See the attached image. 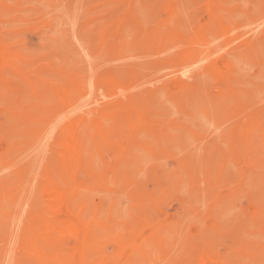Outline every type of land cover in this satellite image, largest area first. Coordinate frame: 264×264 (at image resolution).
<instances>
[{"label": "rangeland", "instance_id": "obj_1", "mask_svg": "<svg viewBox=\"0 0 264 264\" xmlns=\"http://www.w3.org/2000/svg\"><path fill=\"white\" fill-rule=\"evenodd\" d=\"M61 1L0 0V190L4 195L9 191L6 198L0 191V238L5 237L0 239V264H68L76 247L65 230L71 220L85 221L89 228L87 260L94 264H264V0ZM60 97L70 108L54 103ZM32 116L36 123L28 120ZM40 117L45 122L39 123ZM57 118L63 120L55 127L61 131L52 129ZM85 120L92 122L87 124L94 126V136ZM31 126L37 136L44 134L32 137ZM96 127L103 131L96 135ZM52 130L63 131L57 137L69 140V147L63 139L53 142L60 138ZM81 136L87 143L83 140V146ZM58 145L64 146V154L57 152ZM52 150L57 157L50 155ZM52 170V177L60 180L61 174V181L70 183L56 184ZM62 184L71 188L64 190ZM55 187L62 188L65 199H73L74 208L67 202L72 217L65 208L60 214L53 211L59 207L51 199ZM226 207L233 208L231 214ZM31 209L34 216H29ZM39 218L45 232L34 223L42 222ZM13 231L24 236L19 239L27 242L25 251ZM32 232L41 237L39 244ZM11 233L19 247L10 244ZM34 249L45 251V258H38Z\"/></svg>", "mask_w": 264, "mask_h": 264}, {"label": "bare ground", "instance_id": "obj_2", "mask_svg": "<svg viewBox=\"0 0 264 264\" xmlns=\"http://www.w3.org/2000/svg\"><path fill=\"white\" fill-rule=\"evenodd\" d=\"M24 1H25V0H24ZM62 1H63V0H62ZM62 1H61V2H62ZM243 1H244V0H243ZM243 1H242V2H243ZM139 2H140V1H139ZM222 2H223V1H222ZM65 5H66V4H65ZM80 7H81V6H80ZM135 7L137 8V6H135ZM81 9H82V8H81ZM104 9H105V7H104ZM253 9H254V8H253ZM187 10H188V9H187ZM81 11H82V10H81ZM25 13L27 14V12H25ZM29 14H30V13H29ZM34 14H36V13H34ZM79 15H80V14H79ZM25 16H26V15H25ZM36 16H37V15H36ZM250 17H252V16H250ZM170 20H171V19H170ZM38 22H39V21H38ZM60 22H61V21H60ZM75 22H76V21H75ZM258 22H259V21H258ZM65 23H66V22H65ZM254 24H255V23H254ZM18 25H20V23H18ZM21 25H22V24H21ZM70 25H71V24H70ZM22 26H23V25H22ZM64 26H65V25H64ZM242 26H243V24H242ZM242 26H241V27H242ZM12 27H14V26H12ZM17 27H18V26H17ZM36 28H37V27H36ZM59 28H60V27H59ZM63 29H64V28H63ZM240 31H241V30H240ZM56 32H57V31H56ZM61 32H62V31H61ZM71 32H72V31H71ZM253 32H254V31H253ZM25 33H28V32H25ZM96 33H97V32H96ZM220 33H221V32H220ZM31 34H32V33H31ZM50 34H51V33H50ZM224 34H225V33H224ZM19 35H20V34H19ZM73 35H74V33H73ZM127 35H128V34H127ZM84 36H85V35H84ZM105 36H106V35H105ZM211 37H213V36H211ZM72 38H73V37H72ZM80 38H81V37H80ZM73 39H74V38H73ZM81 39H82V38H81ZM86 39H87V38H86ZM214 39H215V38H214ZM40 40H41V39H40ZM40 40H39V41H40ZM78 40H79V37H78ZM14 42H15V41H14ZM83 42H84V41H83ZM80 43H81V41H80ZM84 44H85V42H84ZM85 46H86V45H85ZM211 46H212V45H211ZM82 47H83V46H82ZM82 47H81V48H82ZM2 48H3V47H2ZM0 50H1V47H0ZM3 50H4V48H3ZM23 50H24V49H23ZM23 50H22V51H23ZM85 50H86V49H85ZM85 50H84V52H85ZM88 50H89V49H88ZM88 50H86V52H87ZM30 51H31V50H30ZM58 51L61 52V49H59ZM23 52H24V51H23ZM33 52H34V51H33ZM37 52H38V51H37V49H36V52H35V53H37ZM84 52H82V53H84ZM205 53H206V52H205ZM0 54H1V53H0ZM26 54L28 55V52H27ZM88 54H89V53H88ZM98 54H99V53H98ZM3 55H4V54H3ZM29 56H30V55H29ZM107 56H108V55H107ZM0 57H1V55H0ZM101 57H102V56H101ZM103 57H104V56H103ZM105 57H106V56H105ZM61 58H62V57H61ZM237 58H238V57H237ZM237 58H236V59H237ZM1 59H2V61H3V57H2ZM99 59H100V57H99ZM241 59H242V58H241ZM241 59H240V60H241ZM2 61L0 62V64L2 63V65H3L4 62H2ZM9 61H11V60H9ZM87 61H88V60H87ZM87 61H86V64H87ZM92 62H93V61H92ZM102 62H103V61H102ZM98 63H99V62H98ZM240 63H242V62H240ZM243 63H244V65L246 64L245 62H243ZM5 64L8 65V63H6V62H5ZM70 64H71V63H70ZM96 64H97V63H96ZM197 64H198V62H197ZM220 64H221V63H220ZM236 64H237V66L239 65V63H236ZM73 65H74V64H73ZM244 65L242 64V66H244ZM28 66H29V65H28ZM245 66H246V65H245ZM246 67H247V66H246ZM238 68H241V67H238ZM242 68H243V67H242ZM242 68H241V70H242ZM81 69H82V68H81ZM89 69H90V68H89ZM91 69H92V68H91ZM189 69H190V68H189ZM92 70H93V69H92ZM194 70H195V69H194ZM239 70H240V69H239ZM205 72H206V71H205ZM238 72H239V71H238ZM89 73H90V71H89ZM189 73H190V72H189ZM258 73H259V72H258ZM185 74H186V72H185ZM259 75H260V74H259ZM235 76H236V75H235ZM260 76H261V75H260ZM253 79H254V78H253ZM254 80H255V79H254ZM110 83H111V82H110ZM257 83H258V82H257ZM87 84H88V83H87ZM85 85H86V83H85ZM22 86H23V84H22ZM36 86H37V88H38V85H36ZM89 86H90V85H89ZM34 87H35V86H34ZM76 87H78V86H76ZM95 87H96V86H95ZM35 89H36V87H35ZM247 89H248V88H247ZM26 90H27V89H26ZM38 90H39V89H38ZM41 90H42V89H41ZM56 90H57V88H56ZM56 90H55V91H56ZM94 90H95V89H94ZM101 90H102V89H101ZM243 90H244V89H243ZM263 90H264V89H263ZM8 91H9V90H8ZM51 91H52V90H51ZM57 91H58V90H57ZM59 91H60V90H59ZM67 91H68V90H67ZM77 91H78V90H77ZM90 91H91V90H90ZM244 91H245V90H244ZM29 92H30V91H29ZM39 92H40V91H39ZM60 92H61V91H60ZM60 92H58V93H60ZM63 92H64V91H63ZM63 92H61V93H63ZM70 92H72V91H70ZM70 92H67V93H70ZM215 92H216V91H215ZM3 93H4V92H3ZM25 93H26V92H25ZM61 93H60L59 95H62ZM5 94H6V93H5ZM12 94H13V93H12ZM28 94H29V93H28ZM38 94H39V93H38ZM52 94H53V93H52ZM70 94L73 96L72 93H70ZM238 94H239V93H238ZM263 94H264V93H263ZM54 95H55V94H54ZM71 95H70V96H71ZM8 96H9V95H8ZM10 96H11V95H10ZM57 96H58V95H57ZM63 96L65 97V95H63ZM68 96H69V95H68ZM52 97H53V96H52ZM64 97H63V99H64ZM66 97H67V96H66ZM53 98H54V100H55V97H53ZM61 98H62V97H60V100H59V99H58V100L56 99V101H54V103L57 102V101H60V104L63 103L62 106L60 105V106L63 108L64 104H66L67 101H66V98H65L64 100L66 101V103H64V102H62ZM1 99H2V97H1ZM31 99H32V98H31ZM50 99H51V98H50ZM50 99H48V100H50ZM68 99H72V98L69 97ZM85 99H86V98H85ZM101 99H102V98H101ZM51 100H52V99H51ZM78 100H79V99H78ZM228 100H229V99H228ZM0 101H1V100H0ZM34 101H35V100H34ZM44 101H45V100H44ZM46 101H47V100H46ZM70 101H73V99L70 100ZM70 101H69V102H70ZM89 101H90V100H89ZM103 101H104V100H103ZM251 101H252V100H251ZM61 102H62V103H61ZM79 102H80V101H79ZM258 102H259V101H258ZM1 103H2V102H1ZM57 103L59 104V102H57ZM76 103H77V102H76ZM156 103H157V102H156ZM263 103H264V102H263ZM69 104H71V102H70ZM78 104H79V103H78ZM80 104H81V103H80ZM91 104H92V103H91ZM91 104H88V106L91 105ZM172 104H173V103H172ZM184 104H185V103H184ZM257 104H258V103H257ZM72 105H73V102H72ZM72 105H71V108L73 107ZM81 105L83 106V104H81ZM93 105H94V104H93ZM42 106H43V105H42ZM42 106H41V107H42ZM66 106L69 107L70 105L68 106V105L66 104ZM66 106H65V107H66ZM82 106H81V108H82ZM108 106H109V105H108ZM108 106H106V107H108ZM151 106H152V105H151ZM174 106H175V104H174ZM214 106H215V105H214ZM43 107H44V106H43ZM53 107L55 108V106H53ZM56 107L58 108V105H57ZM61 107H59L60 109H58V112H59V113H60ZM67 107H66V108H67ZM90 107H91V106H90ZM90 107H89V108H90ZM103 107H104V106H103ZM199 107H200V106H199ZM255 107H256V106H255ZM48 108H49V107H48ZM66 108H64V110H65ZM69 108H70V107H69ZM69 108H68V109H69ZM86 108H88V107H85L84 109H86ZM113 108H114V106H113ZM170 108H171V106H170ZM50 109H52V107H51ZM50 109H49V112H52V114L55 113V112H56L57 114H59L57 111H54V109H53L52 111H50ZM68 109H66V110H68ZM79 109H80V108H79ZM103 109H104V108H103ZM108 109H109V108H108ZM175 109H176V107H175ZM39 110H40V109H39ZM42 110H43L42 113H44V109H42ZM66 110H65V111H66ZM70 110H71V109H70ZM72 110H73V109H72ZM77 110H78V109H77ZM77 110H76V111H77ZM81 110H82V109H81ZM74 111H75V110H74ZM103 111H104V110H103ZM105 111L107 112V110H105ZM109 111L111 112V111H113V110L111 109V110H109ZM109 111H108V112H109ZM123 111H124V109H123ZM200 111H201V110H200ZM213 111H214V110H213ZM38 112H40V111H38ZM61 112H63V111L61 110ZM77 112H78V111H77ZM172 112H173V111H172ZM175 112H176V111H175ZM42 113H41V115H42ZM56 113L54 114V116H55V115L57 116ZM71 113H72V112H70V114H71ZM88 113H89V112H88ZM122 113H123V112H122ZM203 113H204V112H203ZM45 114H46V113H45ZM90 114H91V113H90ZM90 114H89V115H90ZM98 114L101 115V114H103V113H102V112H98L97 115H98ZM164 114H166V113H164ZM197 114H198V113H197ZM34 115H35V113H34ZM47 115H48V114H47ZM97 115H96V116H97ZM103 115L105 116V114H103ZM103 115H102V117H101V116H100V117H101L102 119L105 120L106 117L104 118ZM154 115H155V114H154ZM159 115H160V113H159ZM211 115H212V114H211ZM35 116H36V117L38 116L37 113H36ZM50 116H51V115H50ZM62 116H63V115H61V119H63ZM106 116H107V115H106ZM157 116H158V115H157ZM204 116H205V114L203 115V117H204ZM47 117H49V115H48ZM51 117H52V116H51ZM59 117H60V116H59ZM78 117H79V116H78ZM89 117H90V116H89ZM152 117H153V115H152ZM158 117H159V116H158ZM30 118H31V117H30ZM30 118H28V120H32V121L35 122V123H36V121H38V120L34 121L35 118H33V116H32L31 119H30ZM49 118H50V117H49ZM49 118H46V122L49 121V120H48ZM156 118H157V117H156ZM196 118H197V117H196ZM204 118H206V117H204ZM13 119H14V118H13ZM37 119H38V117H37ZM52 119H53V118H52ZM57 119H59L58 122H60V118H57ZM57 119H56V120H57ZM96 119H97V118H96ZM211 119H212V118H211ZM40 120L43 121L44 119H42V117H40V119H39V123L41 122ZM50 120H51V119H50ZM72 120H73V119H72ZM72 120L69 121V122H73ZM79 120H80V118H79ZM81 120H82V119H81ZM88 120H89V119H88ZM98 120H99V122H101V119H98ZM198 120L200 121V119H198ZM62 121H63V120H62ZM62 121H61L60 123H58L57 121H54V122H57V123H56V126L53 125V124H55V123L52 124V126H54L52 129L54 130L55 127H58L59 124L62 123ZM118 121H119V120H118ZM180 121H181V120H180ZM194 121H195V120H194ZM255 121H256V120H255ZM44 122H45V120H44ZM44 122H43V123H44ZM74 122H76V120H75ZM85 122H86V120H85ZM85 122H83V125H84ZM89 122L92 123L91 121H89ZM89 122H88V121L86 122L85 127H86V126H92V128L90 127L91 129H89V127H87V129H89V132L86 130V132H85L86 134H87V132L90 133L91 130L94 128V126H93L92 124L89 125V124H90ZM123 122H124V121H123ZM11 123H13V121H12ZM20 123H21V122H20ZM37 123H38V122H37ZM43 123H41V124H43ZM63 123H64V122H63ZM67 123H68V120H67V122H66V126H67ZM87 123H89V124H87ZM117 123H118V122H117ZM169 123H170V122H169ZM178 123H179V122H178ZM210 123H211V122H210ZM210 123H209V124H210ZM231 123H232V122H231ZM1 124H3V123H1ZM4 124H5V122H4ZM4 124H3V125H4ZM33 124H34V123H33ZM49 124H50V122H49ZM69 124H70V123H68V125H69ZM72 124H73V123H72ZM75 124H76V123H75ZM80 124H81V123H80ZM98 124H99V123H98ZM100 124H101V123H100ZM189 124H190V123H189ZM3 125H2V127H4ZM78 125H79V124H78ZM83 125H82V126H83ZM101 125H102V127H103V124H101ZM33 126H35V125H33ZM41 126H44V125H41ZM41 126H39V129H40ZM45 126H47V125L45 124ZM60 126H61V125H60ZM60 126H59V127H60ZM70 126H71V125H70ZM70 126H68L69 129L71 128ZM97 126H98V128L101 127V126H99V125H97ZM202 126H203V125H202ZM31 127H32V126H31ZM36 127H37V125H36ZM49 127H50V126H49ZM63 127H64V126H63ZM63 127H62V130H63ZM74 127H75V125H74ZM74 127H73V130L76 131V130L74 129ZM77 127H78V126H77ZM79 127H81V126H79ZM79 127H78V128H79ZM85 127L83 126V127H81V128H85ZM182 127H183V126H182ZM211 127H212V126H211ZM4 128H5V127H4ZM33 128H34V127H32V128H31V131H29V132H31V135H32V133H33L34 135H36L35 132H32V129H33ZM41 128H42V127H41ZM65 128H66V127H65ZM81 128H80V130H81ZM96 128H97V127H96ZM98 128L95 130V131L98 132V133H96V132L94 131V132H92V134H95V133H96V135H97V134L100 133V131H103V128H101L102 130H100V129L98 130ZM193 128H194V127H193ZM0 129H1V128H0ZM34 129H35V128H34ZM34 129H33V130H34ZM39 129H38V130H39ZM42 129H43L42 131H45L44 128H42ZM46 129H48V128H46ZM50 129H51V128H50ZM66 129H67V128H66ZM66 129H65V130H66ZM69 129H68V130H69ZM29 130H30V129H29ZM36 130H37V128H36ZM36 130H34V131H36ZM53 130H52V132H53ZM55 130H57V131H61V130H58V128H55ZM65 130H64V131H65ZM97 130H98V131H97ZM176 130H178V132H179V130H181V128H180V129L177 128ZM2 131H3V130H2ZM39 131H41V129H40ZM42 131H41V132H42ZM66 131H67V130H66ZM66 131H65V133H66ZM81 131L84 133V129H82ZM171 131H172V130H171ZM183 131H184V130H183ZM196 131H197V130H196ZM198 131H199V130H198ZM215 131H216V130H215ZM3 132H4V131H3ZM41 132H40V133H41ZM62 132H63V131H62ZM62 132H58V133H59V134H60V133L62 134ZM165 132H166V131H165ZM174 132L176 133L177 131H174ZM178 132H177V133H178ZM188 132H189V131H188ZM7 133H8V132H7ZM27 133H28V132H27ZM55 133H56V132L54 131L53 134H55ZM58 133H56V136L53 135V137H56V139H58V138H60V139H58L57 141L54 140V139L51 138V137H50L49 139H50V140H54L53 142H58V143H59V141H61L62 139H63V140H66V141H68V142H66V143H67L66 146H68V144H69V140H67V139H65V138H62V139H61V137H60L61 134H60L59 137H57V134H58ZM77 133H78V131H77ZM3 134H4V133H3ZM19 134H20V132H19ZM42 134H44V133L42 132ZM42 134H40V135H38V136L36 135L37 138H40V136H42ZM48 134H49V133H48ZM86 134H85V136L88 135V134H87V135H86ZM198 134H199V133H198ZM258 134H259V133H258ZM4 135H5V134H4ZM34 135H32V137H35ZM50 135H51V132H50L49 136H50ZM63 135H64V134H63ZM79 135H80V133H79ZM79 135H77V136H79ZM81 135H82V133H81ZM90 135H91V133H90ZM239 135H240V134H239ZM5 136H8V135H5ZM29 136H30V135H29ZM44 136L46 137V135H44ZM66 136H68V135H65V137H66ZM82 136H83V135H82ZM82 136H81V137H82ZM91 136H94V135H91ZM98 136H99V135H98ZM98 136H97V137H98ZM140 136H141V135H140ZM184 136H185V135H184ZM193 136H194V135H193ZM45 137H44V141L42 140L43 143L45 142ZM72 137H73V136H72ZM81 137H78V139H80ZM175 137H176V136H175ZM0 138H1V137H0ZM7 138H9V137H7ZM26 138H27L26 140L29 139L28 137H26ZM69 138H70V136H69ZM69 138H68V139H69ZM82 138H83V139H82ZM82 138H81L82 141H81V143H80V144H81L80 146H83V145H82V142H83V140H84L85 137H82ZM115 138H117V137L115 136ZM239 138H241V137L239 136ZM9 139H10V138H9ZM30 139H31V136H30ZM33 139H34V138H33ZM41 139H42V138H41ZM78 139H77V140H78ZM110 139H111V138H110ZM176 139H178V138H176ZM176 139H175V140H176ZM192 139H193V138H192ZM194 139H195V138H194ZM194 139H193V140H194ZM233 139H234V138H233ZM5 140H6V137H5ZM7 140H8V139H7ZM7 140H6V141H7ZM39 140H40V139H39ZM47 140H48V137H47ZM73 140H74V139H73ZM115 140H116V139H115ZM170 140H171V139H170ZM198 140H199V139H198ZM198 140H197V141H198ZM6 141H5V143H8V142H6ZM74 141H75V140H74ZM74 141H73V142H74ZM86 141H87V140H86ZM194 141H195V140H194ZM204 141H206V140H204ZM204 141H203V142H204ZM9 142H10V141H9ZM15 142H16V141H15ZM40 142H41V141H40ZM49 142H50V141H49ZM71 142H72V141H71ZM79 142H80V140L78 141V143H79ZM89 142H90V141H89ZM101 142H102V141H101ZM155 142H156V141H155ZM1 143H2V142H1ZM51 143H52V142H50V144H51ZM76 143H77V142H76ZM85 143H86V142H85V140H84V143H83V144H85ZM11 144H12V143H11ZM47 144H48V142H47ZM52 144H53V143H52ZM52 144H51V145H52ZM59 144H60V143H59ZM72 144H73V143H72ZM74 144H75V143H74ZM86 144H87V143H86ZM164 144H165V143H164ZM168 144H169V143H168ZM9 145H10V144H9ZM53 145L55 146L56 144H53ZM53 145H52V146H53ZM61 145H62V142H61ZM61 145H60V147H59V145H58V147H59L60 149L56 147V148H57V152L64 148V146H61ZM69 145H70V144H69ZM76 145H77V144H76ZM76 145H75V146H76ZM140 145H141V144H140ZM153 145H154V144H153ZM247 145H248V144H247ZM253 145H254V144H253ZM42 146H43V144H42ZM71 146H72V145H71ZM257 146H258V145H257ZM6 147H7V149L10 148V146H6ZM49 147H50L49 150H51V146H49ZM62 147H63V148H62ZM68 147H69V146H68ZM68 147H67V148H68ZM72 147H73V146H72ZM144 147H145V146H144ZM162 147H164V146H162ZM197 147H198V146H197ZM248 147H249V146H248ZM52 148H54V150H55V147H52ZM86 148H87V146H86V147H83V149L87 150ZM94 148H95V147H94ZM134 148H135V147H133L132 150H134ZM155 148H156V147H155ZM187 148H188V147H187ZM212 148H213V147H212ZM39 149H40V148H38L37 150H39ZM43 149H44V148H43ZM68 149H70V148H68ZM99 149H100V148H99ZM99 149H98V150H99ZM135 149H136V148H135ZM140 149H142V148L140 147ZM253 149H254V148H253ZM9 150H10V149H8V151H6L7 154H8V152H9ZM72 150H74V148L71 149V151H72ZM85 150H82L83 154H84V151H85ZM136 150H137V149H136ZM144 150H145V149H144ZM157 150H158V147H157ZM52 151H53V150H52ZM55 151H56V150H55ZM80 151H81V150H80ZM140 151H141V150H140ZM159 151H160V150H158L157 152H159ZM165 151H166V150H165ZM37 152H38V151H37ZM49 152H50V151H49ZM57 152H56V154H54V151H53V154L51 153L50 155H53V156L55 155L54 157H57V156H56V155H58ZM60 152H62V151H60ZM63 152L65 153V151H63ZM63 152H62V153H63ZM77 152H78V151H77ZM86 152H88V150H87ZM131 152H132V151H131ZM141 152H142V151H141ZM143 152H144V151H143ZM151 152H152V151H151ZM64 153H63V154H64ZM66 153H67V152H66ZM146 153L148 154L147 151H146ZM149 153H150V152H149ZM181 153H182V152H181ZM20 154H21V153H20ZM22 154H23V153H22ZM38 154H39V153H38ZM38 154H37V155H38ZM68 154H69V152H68ZM147 154H146V156H147ZM150 154H151V153H150ZM232 154H233V153H232ZM60 155H61V154H59V156H60ZM91 155H92V154H91ZM140 155H141V154H140ZM142 155H143V154H142ZM148 155H149V154H148ZM151 155H152V154H151ZM18 156H19V155H18ZM59 156H58V157H59ZM68 156H69V155H67V156L65 157V160H66V158H68ZM84 156H85V155H84ZM149 156H150V155H149ZM162 156H163V155H162ZM44 157H45V155H44ZM60 157H61V156H60ZM107 157H108V156H107ZM136 157H137V156H136ZM233 157H234V156H233ZM18 158H19V157H18ZM69 158H70V157H69ZM143 158H144V157H143ZM163 158H164V157H163ZM49 159H50V157H49ZM54 159H55V158H54ZM59 159H61V160L63 161L62 158H59ZM78 159H79V158H78ZM88 159H89V158H88ZM99 159H100V158H99ZM149 159H150V158H149ZM56 160H57V159H56ZM86 160H87V159H86ZM86 160H84V161H86ZM147 160H148V159H147ZM166 160H167V159H166ZM166 160H165V161H166ZM52 161H53V160H52ZM52 161H51V162H52ZM72 161H73V160H72ZM74 161H75V160H74ZM76 161H77V160H76ZM76 161H75V162H76ZM82 161H83V160H82ZM129 161H130V160H129ZM129 161H128V162H129ZM203 161H204V159H203ZM212 161H213V160H212ZM218 161H219V160H218ZM17 162H18V160H17ZM51 162H50V163H51ZM78 162H80V159H79ZM86 162H88V160H87ZM128 162H127V163H128ZM138 162H139V161H138ZM151 162H152V161H151ZM15 163H16V162H15ZM19 163H20V162H19ZM48 163H49V162H47L46 164H48ZM53 163H56V161L54 160ZM53 163H51V164H53ZM65 163H66V162H63V164H65ZM124 163H125V161H124ZM124 163H122L123 166H124ZM131 163H132V162H131ZM142 163H143V162H142ZM142 163L140 162V164H142ZM199 163H200V162H199ZM20 164H21V163H20ZM51 164H48V165H51ZM84 164L86 165V163L83 162V166L85 167ZM89 164H90V163H89ZM125 164H126V163H125ZM133 164H134V163H133ZM203 164H204V163H203ZM211 164H213V163H211ZM231 164H232V163H231ZM48 165H47V167H48ZM65 165H66V164H65ZM91 165H92V164H91ZM94 165H95V164H94ZM53 166L55 167V169H58V167H59V166H57L56 164H54ZM53 166H51V167H52L53 170H54V167H53ZM200 166H201V165H200ZM231 166H232V165H231ZM56 167H57V168H56ZM86 167H87V166H86ZM127 167L129 168L130 166L127 165ZM135 167H136V166H135ZM229 167H230V166H229ZM43 168H44V166H43ZM60 168H61V167H60ZM68 168H69V167H68ZM124 168H125V167H124ZM227 168H228V166H227ZM23 169L26 170L25 167H24ZM41 169H42V168H41ZM61 169H62V168H61ZM61 169H60V170H61ZM225 169H226V168H225ZM225 169H224V170H225ZM42 170H43V169H42ZM42 170H41V171H42ZM53 170H52L51 173H50V174H51V177H50V178H52L53 181H54L55 183H56L55 180H57V183H56V184H58V185H61L60 183H63V184H64V182H63V181H64V178H61V174H60V180H58L59 178H56V177H57L56 175H55L56 177H55V176L52 177V176H53L52 173L54 174V171H55V170H54V171H53ZM60 170H58V171H60ZM76 170H77V169H76ZM219 170H220V169H219ZM227 170H228V169H227ZM5 171H6V170H5ZM20 171H21V169H20ZM22 171H23V170H22ZM27 171H29V168H27ZM27 171H23V173L25 174L24 176H26V175L28 176V174L25 173V172H27ZM32 171H33V169H32ZM37 171H38V170H37ZM37 171H36V172H37ZM62 171H63V169L61 170V172H62ZM94 171H95V170H94ZM129 171H130V170H129ZM137 171H139V170H137ZM143 171H145V170H143ZM2 172H3V170H2ZM38 172H39V171H38ZM64 172H65V170H64ZM132 172H133V170H132ZM27 173H28V172H27ZM42 173H43V172H42ZM55 173H56V172H55ZM80 173H81V172H80ZM98 173H99V172H98ZM128 173H129V172H128ZM138 173H140V172H138ZM138 173H137V174H138ZM153 173H154V172H153ZM153 173H152V174H153ZM0 174H1V173H0ZM32 174H34V173L32 172ZM99 174H100V173H99ZM134 174H136V173H134ZM204 174H205V172H204ZM210 174H211V173H210ZM216 174H217V173H216ZM228 174H229V173H228ZM4 175H5V173H4ZM20 175H21V174H20ZM35 175H36V173L34 174V177H35ZM46 175H47V174H46ZM63 175H64V174H63ZM66 175H67V173L65 174V176H66ZM132 175H133V173H132ZM138 175H140V174H138ZM211 175H212V174H211ZM22 176H23V175L20 176L21 178L19 177L20 181H21V179H22ZM24 176H23V178H24ZM27 176H26V177H27ZM31 176L33 177V175H31ZM31 176L29 175L28 177H31ZM58 176H59V175H58ZM65 176H64V177H65ZM38 177H39V176H38ZM117 177H118V176H117ZM122 177H123V175H122ZM130 177H131V175H130ZM46 178H47V177H46ZM50 178H49V179H50ZM54 178H55V180H54ZM67 178H68V177L66 176V182H67ZM208 178H209V177H208ZM27 179H28V178H27ZM62 179H63V181H61ZM126 179H128V178H126ZM159 179H160V178H159ZM220 179H221V177H220ZM29 180H30V178H29ZM50 180H51V179H50ZM106 180H107V179H106ZM140 180H141V178H140ZM20 181H19V182H20ZM25 181H26V180H25ZM25 181H24V183H26ZM53 181H51V182L53 183ZM58 181H59L60 183H58ZM118 181H119V178H118ZM120 181H121V180H120ZM120 181H119V182H120ZM193 181H195V180H193ZM215 181H216V180H215ZM248 181H249V180H248ZM114 182H115V181H114ZM114 182H113V183H114ZM33 183H34V182H33ZM68 183H70V182H69V179H68L67 184H68ZM150 183H151V182H150ZM2 184H3V183H1L0 185H2ZM27 184H28V183H26V185H27ZM63 184H62V186H63ZM67 184H64V186L67 185ZM107 184H108V182H107ZM114 184H115V183H114ZM125 184H126V183H125ZM205 184H206V183H205ZM69 185H70V184H69ZM96 185H97V184H96ZM108 185H109V184H108ZM126 185L129 186V184H126ZM186 185H187V184H186ZM186 185H185V186H186ZM231 185H232V184H231ZM64 186H63V187H64ZM112 186H113V185H112ZM156 186H157V185H156ZM255 186H256V185H254L253 187H255ZM4 187H5V185H4ZM24 187H25V186H24ZM68 187H69V186H68ZM68 187H66V188L64 187V190H66ZM25 188H26V187H25ZM25 188H24V189H25ZM27 188H30V186H29V187L27 186ZM27 188H26V189H27ZM35 188H36V187H35ZM69 188H71V186H70ZM250 188H251V187H250ZM30 189H31V188H30ZM114 189H115V187H114ZM253 189H254V188H253ZM3 190H4V189H3ZM3 190H2V188H1V190H0L1 193H2ZM40 190H41V189H40ZM69 190H71V189H69ZM69 190H68L67 192H69ZM96 190H97V189H96ZM101 190H102V188H101ZM41 191H42V190H41ZM44 191H46V190H44ZM80 191H82V190H80ZM84 191H86V190H84ZM193 191H194V190H193ZM249 191H250V190H249ZM254 191H255V190H254ZM262 191H263V190H262ZM8 192H9V191H6V192H5V195H4V191H3V193H2L3 198H4V197L6 198V193H7V197H8V195H9ZM46 192H47V191H46ZM54 192H55V194H54L55 196H54V195H51V196H53V197H55V198H51V199H55L54 202L56 201V202H55L56 204H54V205H56V207H58V206H57V202H58L59 207L57 208V210H54V209H55V208H54L53 211H58L59 214H60V211H59V210L65 208V210H66V214H67V215L69 214V216L72 217L71 214H70V211H69V207H68L67 202H70V200H71V201H72V202H71V205H72V207H73V204H72V203H73V199L71 198L69 201H68L67 199H65V195H64V192L62 191V188H61V187H60V188L55 187V191H54ZM97 192H98V191H97ZM122 192H123V191H122ZM255 192H257V191H255ZM1 193H0V196H1ZM32 193H33V192H32ZM50 193H51V192H50ZM93 193H95V192H93ZM113 193H114V190H113ZM194 193H195V192H194ZM206 193H207V192H206ZM243 193H244V192H243ZM245 193H246V192H245ZM46 194H48V193H46ZM71 194H72V193H70V195H71ZM79 194H80V193H79ZM108 194H109V193H108ZM108 194H107V195H108ZM124 194H125V193H124ZM124 194H123V195H124ZM218 194H219V193H218ZM35 195H36V194H35ZM70 195H69L68 199L70 198ZM80 195H82V194H80ZM80 195H79V197H80ZM123 195H122V197H123ZM240 195H241V194H240ZM252 195H253V194H252ZM257 195H259V194H257ZM2 196H1V198H2ZM18 196H19V194H18ZM18 196H17V197H18ZM20 196H23L22 193H20ZM24 196H25V193H24ZM31 196H32V195H31ZM77 196H78V195H77ZM109 196H110V195H109ZM198 196H199V195H198ZM241 196H242V195H241ZM255 196H256V195H255ZM10 197H11V196H10ZM38 197L40 198L41 196L38 195ZM236 197H237V196H236ZM13 198H14V197H12V200H11L12 202H13V200H17L16 197H15V199H13ZM39 198H38V200H39ZM203 198H204V197H203ZM234 198H235V197H234ZM237 198H238V197H237ZM246 198H247V197H246ZM20 199H21V197L18 198V201H19ZM75 199H76V198H75ZM247 199H248V198H247ZM2 200H3V199H2ZM2 200H0V204H1V201H2ZM4 200H5V199H4ZM66 200H67V201H66ZM77 200H78V199H77ZM201 200H202V199H201ZM203 200H204V199H203ZM228 200H230V198H229ZM232 200H233V198H232ZM236 200H237V199H236ZM32 201H33V200H32ZM32 201H31V202H32ZM34 201H35V200H34ZM34 201H33V203H34ZM40 201H41V202H40ZM40 201H39L40 203L43 202V201H42V198L40 199ZM78 201H79V200H78ZM240 201H241V200H240ZM240 201H239V202H240ZM4 202H5V201H4ZM26 202H27V200H26ZM26 202H25V204H26ZM52 202H53V201H52ZM52 202H51V203H52ZM90 202H91V201H90ZM206 202H207V201H206ZM236 202H237V201H236ZM248 202H249V201H248ZM251 202H252V201H251ZM251 202H250V203H251ZM2 203H3V202H2ZM5 203H6V202H5ZM33 203H30L31 206L33 205ZM201 203H202V202H201ZM226 203H227V202H226ZM228 203H229V202H228ZM13 204H14V203H13ZM30 204H28V205H29L28 208H31ZM34 204H35V203H34ZM38 204H39V203H38ZM202 204H203V203H202ZM258 204H260V203H258ZM262 204H263V203H262ZM5 205H6V204L1 205V206H2V209H3V206H5ZM35 205H37V203H36ZM39 205H41V204H39ZM42 205H43V203H42ZM52 205H53V203H52ZM54 205H53V206H54ZM163 205H164V204H163ZM224 205H225V204H224ZM228 205L230 206V204H228ZM228 205H225V206H228ZM231 205H232V204H231ZM233 205H234V204H233ZM238 205H239V204H238ZM251 205H252V204H251ZM25 206H26V205H25ZM44 206H46V205H44ZM53 206H52V207H53ZM117 206H118V205H117ZM220 206H221V205H220ZM21 207H22V206H21ZM36 207H37V206H36ZM52 207H51V208H52ZM54 207H55V206H54ZM72 207H71V208H72ZM118 207H119V206H118ZM231 207H233V206H231ZM231 207H229V208L226 207V208H225V209H228V210H229V211H228V214H229V212H230V209H233V208H231ZM18 208H19V207H18ZM18 208H17V209H18ZM73 208H74V207H73ZM73 208H72V209H73ZM114 208H115V207H114ZM123 208H124V206H123ZM126 208H127V207H126ZM23 209H24V208H23ZM32 209H36V208H33V207H32ZM32 209H31V211H29L30 209L28 210V212H29V213H32V215H29V214H27L28 212H27V213L25 212L26 217H27V215H29V216H34V213L32 212ZM103 209H104V208H103ZM204 209H205V208H204ZM204 209H203V210H204ZM218 209H219V206H218ZM221 209H222V208H221ZM20 210H21V208H20ZM49 210H50V209H49ZM73 210H74V209H73ZM116 210H117V209H116ZM120 210H121V209H120ZM34 211H35V210H34ZM107 211H108V210H107ZM117 211H118V210H117ZM221 211H222V210H221ZM224 211L227 212V210H224ZM234 211H235V210H234ZM238 211H239V210H238ZM2 212H3V210H2ZM4 212H6V211H4ZM73 212L75 213V211H73ZM77 212H78V211H76V213H77ZM83 212H84V211H83ZM214 212H215V211H214ZM231 212H232V210H231ZM231 212H230V214H231ZM51 213H52V212H51ZM76 213H75L74 215H77ZM88 213H89V212H88ZM220 213H221V212H219V214H220ZM235 213H236V212H235ZM52 214H54V213H52ZM200 214H201V213H200ZM20 215H21V213H20ZM122 215H123V214H122ZM212 215H213V213H212ZM214 215L216 216L215 213H214ZM225 215H226V214H225ZM1 216L4 217L3 214H1ZM15 216L17 217V215H15ZM23 216H24V215H23ZM104 216H105V215H104ZM188 216L190 217V215H188ZM217 216H218V215H217ZM2 217H1V218H2ZM24 217H25V216H24ZM37 217H39L38 214H37ZM70 217H69V218H70ZM77 217H78V216H77ZM77 217H76V218H77ZM126 217H127V216H126ZM193 217H194V216H193ZM260 217H261V216H260ZM260 217H259V218H260ZM21 218H22V217H21ZM197 218H198V217H197ZM220 218H221V217H220ZM220 218H219V219H220ZM229 218H230V217H229ZM232 218H233V217H232ZM261 218H262V217H261ZM5 219H6V218H5ZM10 219H11V218H10ZM39 219H40V218H39ZM70 219H71V218H70ZM72 219H73V218H72ZM89 219H90V218H89ZM121 219H122V218H121ZM3 220H4V218L2 219V221H3ZM15 220H16V219H15ZM15 220H13V222H14ZM17 220H18V219H17ZM17 220H16V221H17ZM23 220H24V219H23ZM26 220L28 221L27 218H26L24 221H26ZM35 220H37V219H35ZM35 220H34V221H35ZM40 220L42 221L43 219H40ZM80 220H81V219H80ZM118 220H119V219H118ZM194 220H195V219H194ZM10 221H12V220H10ZM16 221H15V222H16ZM18 221H19V220H18ZM18 221H17V222H18ZM24 221H22V223H23ZM219 221H220V220H219ZM226 221H227V220H226ZM0 222H1V221H0ZM13 222H11V225H12ZM38 222H39V221L34 222V223H36V226H37V227L40 226V224H42V228L40 227L39 229L44 231L43 226L45 225V222L42 221L44 224H43L42 222H39V224H38ZM66 222H67V221H66ZM66 222H60V223L63 224V223H66ZM123 222H124V221H123ZM222 222H223V220H222ZM18 223H19V222H18ZM28 223H30V222H28ZM68 223H69V224H68ZM83 223H85V221H84ZM83 223H82V220H81V222H76V221H72V220H71V221H69V222L66 223V225H67V224H68V225L66 226V229H65V230H66L67 232H69L71 236H73V239H74V241H75V245H76V247H75V251H74L73 254L70 255V257L68 258V264H94L93 262H90V261L87 260V258H88V254H89V250H90V249H89L90 240H91V237H90V236H91L92 234H90L89 228H88L86 225H84ZM199 223H200V222H199ZM199 223H198V224H199ZM2 224H3V223H2ZM16 224H17V223H16ZM85 224H86V223H85ZM122 224H124V223H122ZM133 224H134V223H133ZM222 224H223V223H222ZM20 225H21V222H20L17 226H20ZM29 225H30V224H29ZM209 225H210V224H209ZM0 226H1V223H0ZM12 226H13V225H12ZM47 226H48V225H47ZM88 226H89V225H88ZM118 226H119V225H118ZM125 226H126V225H124L123 227H125ZM253 226H254V225H253ZM261 226H262V225H261ZM2 227H3V226H2ZM4 227L6 228V226H5V222H4ZM9 227H10V226H9ZM29 227H31V226H29ZM183 227H184V226H183ZM240 227H241V226H240ZM26 228H27V227H26ZM26 228H25V229H26ZM109 228H110V227H109ZM250 228H251V227H250ZM17 229H18V228H17ZM39 229H37V230H39ZM91 229H92V228H91ZM111 229H113V228H111ZM119 229H120V228H119ZM15 230H16V229H15ZM23 230H24V229H23ZM34 230H35V229H34ZM51 230H52V229H51ZM162 230H163V229H162ZM199 230H200V229H199ZM5 231H6V233H8L7 230H5ZM5 231H3L4 234H5ZM8 231H9V228H8ZM17 231L19 232V229H18ZM52 231H53V230H52ZM92 231H93V230H92ZM102 231H103V230H102ZM117 231H118V230H117ZM248 231H249V230H248ZM9 232H10V231H9ZM13 232L15 233V231H13ZM37 232H38V231H37ZM37 232H36V233H33V232H32L33 234H35V236H33V234L29 233V235L31 234L30 236H32V239H33V238H37V237L39 238V237H40L39 235L36 236ZM44 232H45V231H44ZM113 232H114V231H113ZM158 232H159V230H158ZM177 232H178V231H177ZM182 232H183V231H182ZM204 232H205V230H204ZM204 232H203V233H204ZM226 232H228V231H226ZM14 233H11V234H13L12 236L9 234V235L12 237V238H10V240L12 239L10 244H13V245L15 244V243H13V242H14V238H13V237H14ZM38 233H39V232H38ZM63 233H64V232H63ZM63 233H62V234H63ZM95 233H96V232H94V234H95ZM160 233H161V232H160ZM216 233H217V232H216ZM0 234H1V233H0ZM4 234H3V237H4ZM15 234H16V233H15ZM23 234H24V231H23ZM26 234H28V233H26ZM26 234H25V237H26ZM94 234H93V235H94ZM230 234H231V233H230ZM246 234H247V233H246ZM249 234H250V233H249ZM16 235H17V234H16ZM169 235H170V234H169ZM173 235H174V234H173ZM0 236H2V235H0ZM19 236H22V235H19V234H18V235L16 236V240H19V242H21L22 240L19 239ZM109 236H110V235H109ZM199 236H200V234H199ZM17 237H18V239H17ZM22 237H24V236H22ZM203 237H204V236H203ZM239 237H240V236H239ZM253 237H254V236H253ZM253 237H252V238H253ZM4 238H5V237H4ZM4 238H3V240H4ZM7 238H8V237H7ZM38 238H37V241H36V242H38L37 244H39V241H40V239H38ZM40 238H41V237H40ZM101 238H102V237H101ZM170 238H172V237L170 236ZM205 238H206V236H205ZM209 238H210V237H209ZM254 238H255V237H254ZM0 239H1V238H0ZM21 239H22V238H21ZM28 239H29V238H28ZM114 239H115V238H114ZM161 239H162V238H161ZM213 239H214V238H213ZM248 239H249V238H248ZM1 240H2V239H1ZM3 240H2V241H3ZM16 240H15V242H16L15 246H18V245L20 246L21 243L18 244ZM43 240H44V239H43ZM202 240H203V239H202ZM210 240H211V239H210ZM240 240H241V239H240ZM12 241H13V242H12ZM23 241H25V240H23ZM23 241H22V242H23ZM45 241H46V240H45ZM114 241H115V240H114ZM151 241H152V240H151ZM151 241H150V242H151ZM215 241H216V240H215ZM237 241H238V240H237ZM248 241H249V240H248ZM5 242H7V241H5ZM40 242H41V241H40ZM115 242H116V241H115ZM223 242H224V241H223ZM26 243H27V242H26ZM26 243L23 242V244H25V246L22 244V245L24 246V248H23L24 251H25V249H27V248H26V247H27V244H26ZM44 243H45V242H44ZM8 244H9V240H8ZM10 244H9L8 246H10ZM29 244H30V243L28 242V246H29ZM40 244H41V243H40ZM42 244H43V243H42ZM42 244H41V245H42ZM171 244H172V243H171ZM201 244H202V243H201ZM215 244H216V242H215ZM32 245H33V244H31L30 247H31ZM44 245H45V244H44ZM100 245H102V244H100ZM100 245H99V246H100ZM143 245H144V244H143ZM149 245H150V244H149ZM169 245H170V244H169ZM212 245H213V244H212ZM8 246L6 247V245H5V248H8ZM19 246H18V247H19ZM50 246H51V245H50ZM58 246H59V245H58ZM155 246H156V245H155ZM18 247H16V248H18ZM30 247H28V248L30 249ZM100 247H102V246H100ZM106 247H107V246H106ZM217 247H218V246H217ZM10 248H11V247H10ZM48 248H49V247H48ZM48 248H47L46 251H47L48 254H49V252H50L49 249H50V248H49V249H48ZM104 248H105V247H104ZM155 248H156V247H155ZM164 248H166V247H164ZM193 248H194V246H193ZM41 249H42V248H41ZM60 249H61V248H60ZM60 249H58V250H59V253H60ZM66 249H67V248H66ZM187 249H188V248H187ZM4 250H5V249H4ZM56 250H57V249H55V251H56ZM62 250H63V249H62ZM95 250H96V249H95ZM105 250H106V249H105ZM189 250H190V249H189ZM198 250H199V249H198ZM0 251H1V250H0ZM12 251H13V250H12ZM20 251H21V250H20ZM34 251H35V255H37L38 258H41V257H40L41 254H42L43 258H45V254H44L45 251L43 252V250L40 251V250H36V249H34ZM51 251H52L53 253H55V251H53V250H51ZM102 251H103V250H102ZM26 252H27V251H26ZM29 252L31 253L32 251H29ZM47 252H46V253H47ZM56 252H57V251H56ZM99 252H100V251H99ZM183 252H184V251H183ZM213 252H214V251H213ZM0 253H1V252H0ZM50 253H51V252H50ZM61 253H62V251H61ZM65 253H66V252H65ZM67 253H68V252H67ZM148 253H149V252H148ZM156 253H157V252H156ZM175 253H176V252H175ZM3 254H4V253H3ZM12 254H13V253H12ZM97 254H99V253H97ZM97 254H96V256H97ZM176 254H177V253H176ZM20 255H21V254H20ZM22 255H23V257H24V256H28V255H26L25 253H24V254L22 253ZM22 255H21V257H22ZM57 255H59V254H57ZM62 255H64V254H62ZM137 255H138V254H137ZM195 255H196V254H195ZM8 256H9V254H8ZM103 256H104V255H103ZM12 257H13V256H12ZM61 257H62V256H61ZM61 257H60V258H61ZM110 257H111V256H110ZM250 257H251V256H250ZM24 258H25V257H24ZM31 258H32V257H31ZM46 258H47V257H46ZM89 258H90V257H89ZM92 258H93V257H92ZM179 258H180V257H179ZM22 259H23V258H22ZM25 259H26L27 262L29 261V260H27V259H29V257H26ZM173 259H174V257H173ZM202 259L205 260L204 258H202ZM206 259H207V258H206ZM7 260H8V259H7ZM10 260H11V259H10ZM10 260H9V261H10ZM12 260H13V259H12ZM141 260H142V259H141ZM22 261H23V260H22ZM24 261H25V260H24ZM24 261H23V262H24ZM200 261H201V259H200ZM18 262H20V261H18ZM36 262H37V261H36ZM39 262H40V261H39ZM50 262H52V261H50ZM202 262H203V263H199V264H205L206 261H205V262L202 261ZM5 263H6V261H5ZM31 263H32V262H31ZM31 263H30V264H31ZM40 263H42V262H40ZM213 263H214V262H213ZM243 263H244V262H243ZM7 264H8V263H7ZM24 264H25V263H24ZM48 264H50V263H48ZM51 264H52V263H51ZM55 264H56V263H55ZM206 264H207V263H206Z\"/></svg>", "mask_w": 264, "mask_h": 264}]
</instances>
